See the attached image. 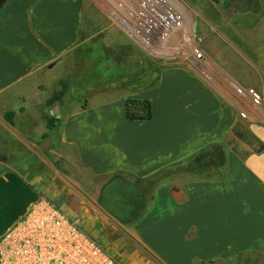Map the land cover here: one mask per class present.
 I'll use <instances>...</instances> for the list:
<instances>
[{
  "label": "crops",
  "instance_id": "1",
  "mask_svg": "<svg viewBox=\"0 0 264 264\" xmlns=\"http://www.w3.org/2000/svg\"><path fill=\"white\" fill-rule=\"evenodd\" d=\"M93 1L109 8L128 0H0V152L20 147L22 157L41 158L35 141L48 131L49 112L59 117L58 163L41 160L44 172L22 173L0 159V236L49 198L72 220L82 211L124 234L143 264H264V151L250 150L235 132L247 122L264 142V0H252L255 8L250 0H170L203 39L202 59L189 53L187 62L161 63L152 86L107 78L83 100L48 107L87 49L125 72L140 66H119L93 42ZM114 39L113 52L134 46ZM90 64L75 85L68 82L70 95ZM234 85L255 89L262 104L253 106ZM127 99L149 101L151 119L128 120ZM231 140L222 179H193L176 168Z\"/></svg>",
  "mask_w": 264,
  "mask_h": 264
},
{
  "label": "built area",
  "instance_id": "2",
  "mask_svg": "<svg viewBox=\"0 0 264 264\" xmlns=\"http://www.w3.org/2000/svg\"><path fill=\"white\" fill-rule=\"evenodd\" d=\"M122 33L147 56L173 59L182 41L192 42L194 59L203 57V39L186 25L170 0H128L107 8ZM253 106L262 95L234 85ZM240 117H245L240 113ZM0 264H122L51 201L40 198L27 214L0 236ZM208 264H217L211 262Z\"/></svg>",
  "mask_w": 264,
  "mask_h": 264
},
{
  "label": "rangeland",
  "instance_id": "3",
  "mask_svg": "<svg viewBox=\"0 0 264 264\" xmlns=\"http://www.w3.org/2000/svg\"><path fill=\"white\" fill-rule=\"evenodd\" d=\"M247 4L250 7L255 8L252 0L247 1ZM90 8L93 17V22L95 24L94 30L99 31L98 35H96L95 38L93 39V42L96 45L98 44L100 47H106L107 51H109V53H112L111 57L113 61H115L116 64H118L119 66L128 67L127 64L129 62L135 63L134 65H141V66H145L144 64H149V63H153V64L183 63L188 61L189 53L192 55L191 53V48L193 45L192 42L182 41L179 36L178 39H180V51L178 52L177 55H175L173 59H169V58L155 59L145 56L130 43L129 44L127 43L129 39L125 35H123L119 27L109 17L107 8L101 7V4H98L95 1H93V3L90 4ZM115 36L116 37L121 36L125 39L128 45L127 52L124 51L123 49H120L117 52L112 51V48H114L113 45L115 43V39H114ZM74 59H75L74 70L72 74H70V76L67 77V82H69L72 85L73 84L75 85V83L73 82L76 79V74L80 71L82 66L86 63L87 64L90 63L87 58L86 59L82 57L80 58V56H77ZM70 94L69 91H67L63 99L66 98L65 101H67L68 99H74L73 95ZM235 132L243 142L248 144L250 150L252 151H256L261 146H264V142L256 138L253 134H251L247 122L241 121L237 125ZM0 133L3 134V131L1 129H0ZM55 135H56L55 129L54 130L52 129L51 132L50 130H48L44 135L40 136V138L37 141H35L38 147V151L36 153L41 158H38L36 155H32V154L24 155L22 157L21 148L18 147L16 148V150H13L11 156L8 153L0 152V159L2 158L4 159V156L9 157L7 160L3 162L4 163L6 162L5 164L13 166L22 173L44 172L46 168H44V163L41 160L50 162L52 165L55 162L59 161L58 158H56V156L53 153L56 145ZM252 137L256 138L258 142L254 141ZM1 139H3V137H1ZM229 144L236 145V141L234 140L228 141V145ZM0 166L2 165L0 164ZM2 168L4 167L2 166ZM49 175H51V171ZM42 180L44 183L47 184L50 183L52 179H42ZM47 200L55 204V202H53L52 199L48 198ZM72 204H75V202L72 201ZM75 218L76 221L75 220L74 221L77 222L80 228L85 230L99 244L103 245L107 249V251L111 253L113 256H115L122 264H143L142 261L138 259L133 244L126 239L124 234L119 232L118 233L114 232L113 230L110 229V227L104 226L101 222L97 221L96 218H91L82 211H79L78 215H76ZM6 219H9V215L6 217Z\"/></svg>",
  "mask_w": 264,
  "mask_h": 264
},
{
  "label": "trees",
  "instance_id": "4",
  "mask_svg": "<svg viewBox=\"0 0 264 264\" xmlns=\"http://www.w3.org/2000/svg\"><path fill=\"white\" fill-rule=\"evenodd\" d=\"M215 4L219 5V0H211ZM85 51V50H84ZM108 55L100 50L87 49L84 57H86L91 63L90 68L82 72V75L78 79V86L73 93L74 98L84 99L83 94L88 87L94 85L101 86L104 80H125L131 78L129 84L132 89L145 88L152 86L159 78V74L163 66L160 64H144L145 66H138L136 72L126 71L113 67L111 59ZM131 72V73H130ZM130 73V74H128ZM57 88L51 98L46 102L49 107L56 103H62L63 97L69 90L70 84L67 81H59ZM126 117L131 121H146L151 119V104L147 100H133L127 99L125 102ZM59 123V117L52 112L46 117V127L48 130L54 129ZM254 141L258 140L252 137ZM260 143V141H259ZM228 143H216L209 145L204 150L200 151L193 157L183 161L177 165L179 172L188 174L193 179H222L227 170V151ZM264 151V146H261L254 152ZM178 172V173H179Z\"/></svg>",
  "mask_w": 264,
  "mask_h": 264
}]
</instances>
